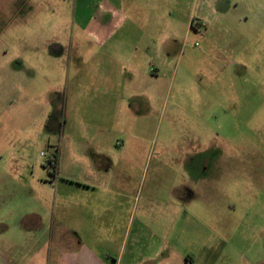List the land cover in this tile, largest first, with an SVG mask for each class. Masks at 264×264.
I'll list each match as a JSON object with an SVG mask.
<instances>
[{
	"label": "crops",
	"instance_id": "1",
	"mask_svg": "<svg viewBox=\"0 0 264 264\" xmlns=\"http://www.w3.org/2000/svg\"><path fill=\"white\" fill-rule=\"evenodd\" d=\"M191 1L76 0L67 45L47 46L52 68L59 65L46 76L51 94L65 92L72 117L69 140L55 151L51 178L37 179L35 205L3 224L0 264H221L219 223L208 210L203 217L209 159L166 140L156 150L145 137L167 69L203 25L184 13ZM30 9L23 18H37ZM3 58L0 82L9 89L13 65ZM26 78L24 94L39 81Z\"/></svg>",
	"mask_w": 264,
	"mask_h": 264
},
{
	"label": "rangeland",
	"instance_id": "2",
	"mask_svg": "<svg viewBox=\"0 0 264 264\" xmlns=\"http://www.w3.org/2000/svg\"><path fill=\"white\" fill-rule=\"evenodd\" d=\"M28 1L26 10L25 0H0V56L13 65L10 88L0 82V231L35 205L36 181L51 178L72 118L65 92L58 100L51 94L46 76L59 65L52 68L47 46L67 45L76 0ZM31 7L37 18H23ZM184 10L201 15L203 25L167 69L164 99L149 116L154 131L145 137L155 139L156 150L166 140L188 157L195 150L197 159H209L204 182L212 191L204 192L203 217L208 210L219 223L221 264H264V0H192ZM17 58L25 68H17ZM21 71L39 79L27 94Z\"/></svg>",
	"mask_w": 264,
	"mask_h": 264
},
{
	"label": "trees",
	"instance_id": "3",
	"mask_svg": "<svg viewBox=\"0 0 264 264\" xmlns=\"http://www.w3.org/2000/svg\"><path fill=\"white\" fill-rule=\"evenodd\" d=\"M52 166H54V167H55V169L57 168V161H56V159L54 160V162H53Z\"/></svg>",
	"mask_w": 264,
	"mask_h": 264
}]
</instances>
